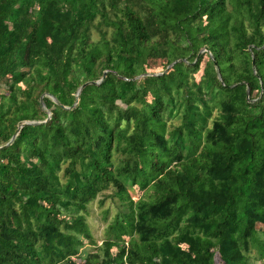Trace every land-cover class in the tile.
I'll use <instances>...</instances> for the list:
<instances>
[{
	"label": "trees",
	"instance_id": "1",
	"mask_svg": "<svg viewBox=\"0 0 264 264\" xmlns=\"http://www.w3.org/2000/svg\"><path fill=\"white\" fill-rule=\"evenodd\" d=\"M259 223L264 0H0V264H254Z\"/></svg>",
	"mask_w": 264,
	"mask_h": 264
},
{
	"label": "rangeland",
	"instance_id": "2",
	"mask_svg": "<svg viewBox=\"0 0 264 264\" xmlns=\"http://www.w3.org/2000/svg\"><path fill=\"white\" fill-rule=\"evenodd\" d=\"M208 60V57H204L203 61L201 62V69ZM164 61L161 59H155V60H148L146 62L147 67L149 68V72H156V73H163L166 72L169 68L163 66ZM201 69L194 74L196 79L198 80L201 77ZM133 189V188H130ZM132 193H134V190H132ZM135 194V193H134ZM137 196L142 195L141 192L137 191ZM100 198V196L98 197ZM95 200L93 203L89 205V212L86 214V218L88 220V223L90 225L93 238L95 240V244H88V241L81 246L80 254L82 258H86V256L89 253L95 252L98 247L102 245V242L105 238V233H106V228L107 224L113 219V216L115 215L117 211V203H113L111 200L105 201L103 205H100L99 199ZM138 198V197H137ZM110 208V211L107 215V218L104 217L103 212L107 209ZM264 224H257V228L261 229L263 228ZM252 255H256L257 252L253 251L251 253ZM77 257V256H75ZM218 264V260H217ZM254 264H264V259H256L254 261Z\"/></svg>",
	"mask_w": 264,
	"mask_h": 264
},
{
	"label": "water",
	"instance_id": "3",
	"mask_svg": "<svg viewBox=\"0 0 264 264\" xmlns=\"http://www.w3.org/2000/svg\"><path fill=\"white\" fill-rule=\"evenodd\" d=\"M89 83H92V82H87V83L83 84V85L79 88V90H78V95L80 94V92L82 91V89H83L87 84H89ZM78 95H77V96H78ZM42 101H43V100H42ZM26 123H29V122H26ZM21 127H22V126H20V127L18 128L16 134L18 133V131H19V129H20ZM16 134L14 135V137L16 136Z\"/></svg>",
	"mask_w": 264,
	"mask_h": 264
}]
</instances>
